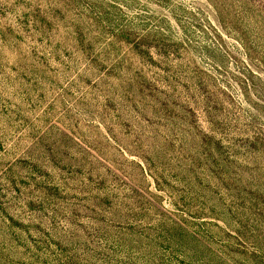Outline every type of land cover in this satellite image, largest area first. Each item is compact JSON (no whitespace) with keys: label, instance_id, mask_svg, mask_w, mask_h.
I'll list each match as a JSON object with an SVG mask.
<instances>
[{"label":"rangeland","instance_id":"rangeland-1","mask_svg":"<svg viewBox=\"0 0 264 264\" xmlns=\"http://www.w3.org/2000/svg\"><path fill=\"white\" fill-rule=\"evenodd\" d=\"M0 264H264V0H0Z\"/></svg>","mask_w":264,"mask_h":264}]
</instances>
